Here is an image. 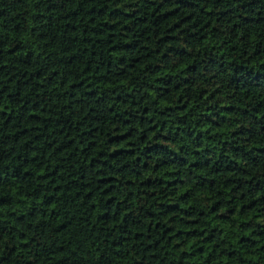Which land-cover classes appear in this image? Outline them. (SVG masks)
<instances>
[{
    "label": "trees",
    "instance_id": "trees-1",
    "mask_svg": "<svg viewBox=\"0 0 264 264\" xmlns=\"http://www.w3.org/2000/svg\"><path fill=\"white\" fill-rule=\"evenodd\" d=\"M0 264H264V0H0Z\"/></svg>",
    "mask_w": 264,
    "mask_h": 264
}]
</instances>
